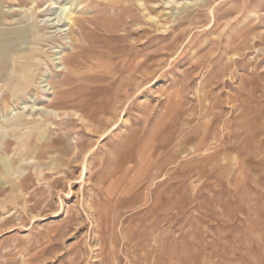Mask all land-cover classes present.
Masks as SVG:
<instances>
[{
  "label": "rangeland",
  "instance_id": "rangeland-1",
  "mask_svg": "<svg viewBox=\"0 0 264 264\" xmlns=\"http://www.w3.org/2000/svg\"><path fill=\"white\" fill-rule=\"evenodd\" d=\"M141 2L82 5L37 72L72 147L0 186V264H264V0Z\"/></svg>",
  "mask_w": 264,
  "mask_h": 264
},
{
  "label": "bare ground",
  "instance_id": "bare-ground-1",
  "mask_svg": "<svg viewBox=\"0 0 264 264\" xmlns=\"http://www.w3.org/2000/svg\"><path fill=\"white\" fill-rule=\"evenodd\" d=\"M13 1L16 6H9L7 10H4L0 0V94L3 91L8 93L11 101L6 95L0 97V167L2 171L0 186L9 183L13 188H17L16 181L24 172L22 169L24 164L33 160L36 161L33 164L34 167L39 168L37 160L47 156L46 164L53 166L56 162H60L62 156L72 147L67 139L61 142L49 137L47 126L51 124L43 123L42 126L40 124V121L45 122L44 117L59 118L58 110H61L59 105L62 103L57 101V93L62 80L59 81L51 75V77L42 75L37 84L34 80L41 65L47 66L46 59L53 62L56 70H63L64 73L69 71L70 61L65 58L66 51L72 47L73 43L69 37V31L77 23L78 14L83 13L80 7L92 0H43V2L40 0L42 2L40 7H38V0V2L36 0ZM103 1L111 4L126 2V0ZM136 1L145 11L141 0ZM12 12H18V15ZM41 13L42 15H39ZM155 18L156 16L147 13L149 21ZM5 22L9 23V26H6ZM56 36L61 41L68 38L69 45L60 46L58 50L47 55L42 50L46 47L48 50L54 49L51 45L56 43L54 39ZM31 88L34 92L42 94L44 100L37 102L32 96H28L27 93ZM21 95L25 99L21 98ZM82 109L73 112L74 118L85 116L86 111ZM11 142L13 148L10 151ZM13 156L17 157L16 162H12Z\"/></svg>",
  "mask_w": 264,
  "mask_h": 264
}]
</instances>
